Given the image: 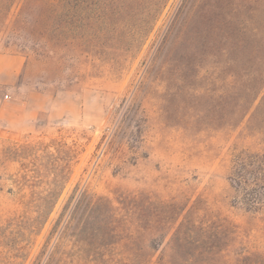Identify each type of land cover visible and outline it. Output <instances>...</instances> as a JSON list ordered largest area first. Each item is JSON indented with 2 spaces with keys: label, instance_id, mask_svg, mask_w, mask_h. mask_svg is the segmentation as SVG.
<instances>
[{
  "label": "rangeland",
  "instance_id": "374dc122",
  "mask_svg": "<svg viewBox=\"0 0 264 264\" xmlns=\"http://www.w3.org/2000/svg\"><path fill=\"white\" fill-rule=\"evenodd\" d=\"M19 8L0 22V264H35L80 184L114 206L135 193L175 200L141 225L137 244L159 247L154 264H264V203L249 211L229 181L235 155L264 157V67L231 71L227 60L245 62L240 48L208 45L218 23L224 37L264 39V0H170L145 39L134 17L34 49L15 27ZM63 147H77L79 160L32 249L33 213L13 211L12 175L64 179ZM60 258L53 264H77Z\"/></svg>",
  "mask_w": 264,
  "mask_h": 264
},
{
  "label": "trees",
  "instance_id": "16d2710c",
  "mask_svg": "<svg viewBox=\"0 0 264 264\" xmlns=\"http://www.w3.org/2000/svg\"><path fill=\"white\" fill-rule=\"evenodd\" d=\"M169 1L0 0V22L7 18L13 6H20L15 27L22 23L19 29L27 41L32 43L30 49L40 46L41 39L46 36L56 34H87L94 39L102 30L98 23L134 17L141 18L142 25L138 35L145 39L152 32ZM143 5L144 10L140 12L139 7ZM213 30L219 32H213L209 38L208 45L210 44L212 50L219 51L220 48L223 52L231 53L235 52L234 47H239L244 55L245 62L227 60L229 70H236L235 65L239 63L240 69L245 72L248 66L256 61H261L260 66L264 67L263 38L224 37L221 33L225 31V27L220 26V23ZM263 74L264 69L261 68L258 81L263 79ZM237 75L240 76L238 73ZM235 76L230 75L232 78ZM252 85H255V80H252ZM247 95L250 96L251 93ZM63 148L64 179L60 180L59 174L53 173L54 178L48 182L41 179V175L31 176L20 170H16L12 175L15 185L9 194L14 202L13 211L31 209L33 213L30 231L34 235V241L30 244L32 249L54 212L79 160L77 147ZM261 171H264V157L249 153L235 155L229 181L236 192L247 196L249 211L258 210L264 203L261 194L254 192L263 181L258 174L262 173ZM81 185L75 188L60 219L46 237L43 247L36 255L35 264H53L58 254L62 255V258L57 259V262H61L63 257L76 255L77 264L86 260H89L90 264H154L155 253L159 247L152 242L137 244V239L143 236L141 225L148 221H159L157 212L163 216L166 209L171 210L177 206V203L173 202L175 200L153 199L145 193H135L117 201L118 206H114L111 198L90 193L87 185ZM177 201L184 210L186 206H183L179 198ZM27 259L28 256L23 261L26 262Z\"/></svg>",
  "mask_w": 264,
  "mask_h": 264
}]
</instances>
